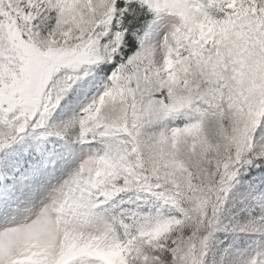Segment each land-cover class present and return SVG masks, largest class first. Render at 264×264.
I'll use <instances>...</instances> for the list:
<instances>
[{
	"label": "snow or ice",
	"instance_id": "snow-or-ice-1",
	"mask_svg": "<svg viewBox=\"0 0 264 264\" xmlns=\"http://www.w3.org/2000/svg\"><path fill=\"white\" fill-rule=\"evenodd\" d=\"M0 264H264V0H0Z\"/></svg>",
	"mask_w": 264,
	"mask_h": 264
}]
</instances>
